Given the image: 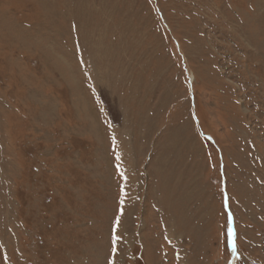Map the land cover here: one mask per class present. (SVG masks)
Returning <instances> with one entry per match:
<instances>
[{"label": "rangeland", "instance_id": "374dc122", "mask_svg": "<svg viewBox=\"0 0 264 264\" xmlns=\"http://www.w3.org/2000/svg\"><path fill=\"white\" fill-rule=\"evenodd\" d=\"M231 221L264 264V0H0V264H229Z\"/></svg>", "mask_w": 264, "mask_h": 264}, {"label": "snow or ice", "instance_id": "6c2138e0", "mask_svg": "<svg viewBox=\"0 0 264 264\" xmlns=\"http://www.w3.org/2000/svg\"><path fill=\"white\" fill-rule=\"evenodd\" d=\"M120 174H121V176H123V173L122 172ZM116 223H117V225L119 224V218H117V222ZM113 231L115 233V229ZM229 235L232 237V250H233V253H235V251H236V245H235V241H234V233H232L230 231ZM117 239L118 238L114 234L113 235V242H112L113 243V248H112L113 255L116 253L115 244H116V240ZM109 264H115V262L114 261H109Z\"/></svg>", "mask_w": 264, "mask_h": 264}, {"label": "bare ground", "instance_id": "6f19581e", "mask_svg": "<svg viewBox=\"0 0 264 264\" xmlns=\"http://www.w3.org/2000/svg\"><path fill=\"white\" fill-rule=\"evenodd\" d=\"M232 233H234V241H235V232H234V230H233ZM230 240H231V251H232V237L231 236H230ZM235 255H236V251H235V253L232 252V254H231L232 260H230V263L229 264H235V261L233 260V258H236Z\"/></svg>", "mask_w": 264, "mask_h": 264}, {"label": "water", "instance_id": "95a60500", "mask_svg": "<svg viewBox=\"0 0 264 264\" xmlns=\"http://www.w3.org/2000/svg\"><path fill=\"white\" fill-rule=\"evenodd\" d=\"M232 227H233V224H232V221H231V223H230V231H231V232H233V230H234ZM232 252H233V250L230 251L231 254H232ZM231 260H232V259H231Z\"/></svg>", "mask_w": 264, "mask_h": 264}]
</instances>
